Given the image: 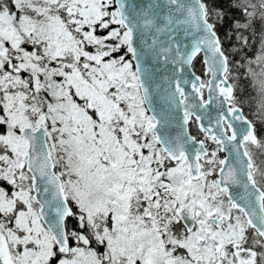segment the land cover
I'll return each instance as SVG.
<instances>
[{
	"label": "snow or ice",
	"instance_id": "6c2138e0",
	"mask_svg": "<svg viewBox=\"0 0 264 264\" xmlns=\"http://www.w3.org/2000/svg\"><path fill=\"white\" fill-rule=\"evenodd\" d=\"M0 264H264V0H0Z\"/></svg>",
	"mask_w": 264,
	"mask_h": 264
},
{
	"label": "trees",
	"instance_id": "16d2710c",
	"mask_svg": "<svg viewBox=\"0 0 264 264\" xmlns=\"http://www.w3.org/2000/svg\"><path fill=\"white\" fill-rule=\"evenodd\" d=\"M219 2H220V4H221V6H223V7H225V8L227 7V0H219ZM229 23H230V22L226 21V22H225V27H224L223 29L220 30L222 36H223L224 31L227 30V28L229 27Z\"/></svg>",
	"mask_w": 264,
	"mask_h": 264
},
{
	"label": "rangeland",
	"instance_id": "374dc122",
	"mask_svg": "<svg viewBox=\"0 0 264 264\" xmlns=\"http://www.w3.org/2000/svg\"><path fill=\"white\" fill-rule=\"evenodd\" d=\"M225 46L227 47V44Z\"/></svg>",
	"mask_w": 264,
	"mask_h": 264
}]
</instances>
